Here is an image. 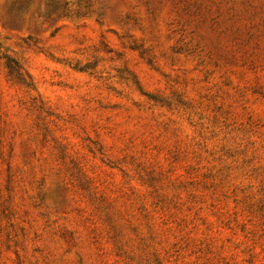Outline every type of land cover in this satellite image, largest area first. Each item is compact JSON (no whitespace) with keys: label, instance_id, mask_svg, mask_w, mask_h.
Masks as SVG:
<instances>
[{"label":"rangeland","instance_id":"1","mask_svg":"<svg viewBox=\"0 0 264 264\" xmlns=\"http://www.w3.org/2000/svg\"><path fill=\"white\" fill-rule=\"evenodd\" d=\"M0 264H264V0H0Z\"/></svg>","mask_w":264,"mask_h":264}]
</instances>
